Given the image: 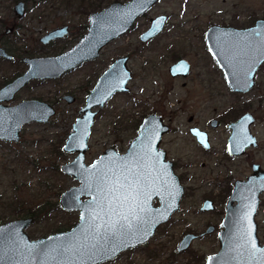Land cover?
Returning a JSON list of instances; mask_svg holds the SVG:
<instances>
[{"label":"rangeland","instance_id":"obj_1","mask_svg":"<svg viewBox=\"0 0 264 264\" xmlns=\"http://www.w3.org/2000/svg\"><path fill=\"white\" fill-rule=\"evenodd\" d=\"M17 1L0 0V36L13 55L11 60L0 59V87L24 72L27 66L21 61L22 57L52 56L67 50L86 33L88 15L114 2L22 0L25 12L22 18H17L13 12ZM158 15L166 16L164 28L153 39L141 43L140 34L148 28L150 19ZM260 17L264 18V0H159L128 32L105 46L97 61L56 79L30 81L7 104L38 99L55 107L56 113L46 123L24 125L17 143L0 141V224L22 218L27 207L43 201L56 202L57 208L50 211L48 219L37 224L32 222L26 228L31 239L57 232L58 225L70 229L78 222V211L66 212L59 204L60 194L79 184L61 171V165L76 156V153L64 152L62 146L72 132L79 108L84 105L85 91L93 87L97 76L109 63L127 55L131 71L128 91L117 94L98 113L84 162L91 164L114 145L125 151L128 142L136 136L138 121L148 112L158 111L170 125L161 148L174 162L176 174L181 176L184 195L179 210L158 226L146 245L102 264H204L206 256L219 249L215 233L197 238L181 253L176 252V246L184 234L202 233L208 224L216 225L214 218L213 223L210 222V214L197 210L205 198L218 194L215 183L222 171L235 165L223 158V127L212 130L207 119H218L228 110L249 107L256 118L253 130L259 146L239 160L242 165L239 170L248 173L252 160L264 165V65L256 74V84L251 91L240 96L233 93L207 52L204 34L212 25L243 28ZM63 25L69 28L65 37L48 44L40 42L48 31ZM6 29H10V33L5 34ZM179 58L190 63V73L185 78H172L168 68ZM64 94L77 96V99L67 104L61 99ZM125 121L130 124L123 130L121 124ZM192 125L200 128L207 125L210 152L203 150L189 134L188 128ZM118 128L123 129L114 130ZM117 132L123 136L114 144ZM256 220L258 237L263 243L264 196Z\"/></svg>","mask_w":264,"mask_h":264},{"label":"water","instance_id":"obj_2","mask_svg":"<svg viewBox=\"0 0 264 264\" xmlns=\"http://www.w3.org/2000/svg\"><path fill=\"white\" fill-rule=\"evenodd\" d=\"M158 1L111 2L105 8L89 14L87 32L67 50L52 56L23 57L21 61L27 66L24 72L0 87V141L17 143L24 125L30 122L46 123L56 113L51 104L38 99H24L8 105L16 93L31 80L56 79L79 64L95 59L105 46L128 32L135 21ZM14 12L22 16V1L14 6ZM165 22V15L151 18L149 27L140 35V41L145 43L157 36ZM68 33V26L57 27L44 34L40 42L48 44ZM204 41L207 52L221 70L229 89L237 93L250 91L255 84L256 72L264 63V19H258L246 28L212 25L206 30ZM0 58L12 59L1 45ZM127 60V57L115 60L99 76L62 146L64 152L76 153V156L72 161L62 164L61 171L72 176L79 184L63 191L59 196V204L66 212L78 211V222L66 231L38 239H31L25 232L33 222L31 217L1 223L0 256L3 259L0 264H39L42 259L46 264H60L66 260L65 255L57 254L61 248L84 241L87 217L91 215L100 223L119 221L121 216L128 215L132 220V228L125 230L115 242V251L98 261L101 264L127 249L146 243L156 228L169 221L179 210L183 187L172 163L165 159L164 150L159 148L162 135L168 131V126L159 116L150 114L142 120L126 153L119 154L107 148L91 164L86 165L84 162L96 114L115 92L128 91L131 71L126 65ZM168 72L172 77H186L190 73V63L181 58L169 67ZM63 99L71 103L73 97L65 95ZM252 122V116L246 113L230 124L232 133L227 143L228 152L239 155L250 145L256 146L255 137L249 131ZM190 131L203 147L208 148L204 132L197 128H191ZM253 170L259 171L258 176L253 175L247 182L236 183L218 232L219 249L206 256L204 264H248L249 245L255 246L257 256L260 250H264V241L261 243L259 240L255 221L259 195L264 191V171L261 172L258 165H254ZM118 180L125 185L139 180L140 195L136 196L135 192L129 194L125 189L114 191L120 188ZM126 195L129 196L128 202L123 200ZM154 198L158 199L157 207L152 205ZM136 204L139 205L135 209L139 221L130 214V208ZM208 204L204 203L203 208ZM211 230L209 228L206 232ZM195 238L193 234L185 235L176 251L187 250ZM49 255L55 256V260L48 261Z\"/></svg>","mask_w":264,"mask_h":264},{"label":"flooded vegetation","instance_id":"obj_3","mask_svg":"<svg viewBox=\"0 0 264 264\" xmlns=\"http://www.w3.org/2000/svg\"><path fill=\"white\" fill-rule=\"evenodd\" d=\"M20 1H22V0H19V1H17L15 4H14V6L18 3V2H20ZM23 2V1H22ZM23 3H25V2H23ZM14 6H13V12H14ZM24 12H25V5H24ZM24 12H23V14H22V16L21 17H19L15 12H14V14L17 16V18H22L23 17V15H24ZM93 12H95V11H93ZM92 13V12H91ZM89 16V15H88ZM258 19H264V18H262V17H260V18H256L254 21H253V23L251 24V25H253L254 23H255V21L256 20H258ZM87 21H88V17H87ZM251 25H249V26H247V27H250ZM63 26H67V25H63ZM149 27V26H148ZM57 28V27H56ZM87 28H88V23H87V25L85 26V29H86V32H87ZM243 28H246V27H243ZM131 29V28H130ZM129 29V30H130ZM68 31H69V28H68ZM145 31V30H144ZM143 31V32H144ZM142 32V33H143ZM7 33H10V29H6V31H5V34H7ZM141 33V34H142ZM140 34V35H141ZM156 37V36H155ZM153 39V38H152ZM151 40V39H150ZM139 41H140V36H139ZM149 41V40H148ZM147 41V42H148ZM141 42V41H140ZM50 43V42H49ZM141 43H143V42H141ZM146 43V42H145ZM144 44V43H143ZM0 45L2 46V47H4V49L6 50V52L7 53H9V50H8V48H6L4 45H3V43H2V37L0 36ZM104 49V48H103ZM102 49V50H103ZM101 50V51H102ZM65 51V50H64ZM101 51H100V53H99V56L98 57H96L95 59H93V60H90V61H86V62H83V63H81V64H79L77 67H75L74 69H72V70H70V71H68V72H72L73 70H76V69H78V68H80L81 66H83V65H87V64H89L88 62H90V63H92V62H94V61H97L98 59H99V57L101 56ZM63 52V51H62ZM61 53V52H60ZM10 54V53H9ZM57 54H59V53H57ZM57 54H54V55H57ZM11 56H12V59H13V55L12 54H10ZM122 57H127L128 58V60H127V62H126V65H127V67H128V61H129V56H127V55H125V56H122ZM122 57H119V58H122ZM23 58V57H22ZM21 58V59H22ZM119 58H116V59H114L111 63H109V66L115 61V60H117V59H119ZM1 60L2 59H4V58H0ZM179 59H181V58H179ZM179 59H177V60H179ZM11 60V59H10ZM177 60H175L173 63H175ZM213 62L215 63V61L213 60ZM87 63V64H86ZM172 63V64H173ZM171 64V65H172ZM216 64V63H215ZM170 65V66H171ZM264 65V63H262V65L259 67V69H258V71L256 72V74L259 72V70H260V68L262 67ZM108 66V67H109ZM169 66V67H170ZM217 66V65H216ZM107 67V68H108ZM107 68H105V70L107 69ZM217 68H218V66H217ZM128 69H129V67H128ZM169 69V68H168ZM219 69V68H218ZM105 70H103L98 76H97V78H96V80H95V82L93 83V85L92 86H94L95 84H96V82H97V80H98V78H99V76L105 71ZM130 70V69H129ZM190 70H191V65H190ZM219 71L221 72V70L219 69ZM169 73V72H168ZM21 74V73H20ZM221 74H222V72H221ZM19 74H17L16 76H18ZM65 75V74H64ZM15 76V77H16ZM63 76V75H62ZM256 76V75H255ZM170 77H172V76H170ZM186 77H188V76H186ZM222 77H223V79H224V81H225V78H224V76H223V74H222ZM172 78H185V77H172ZM32 81V80H31ZM255 84H256V82H255ZM255 84H254V86H255ZM127 85H128V83H127ZM253 86V87H254ZM2 87V86H1ZM93 88V87H92ZM91 88V89H92ZM91 89H89V90H86L85 91V98H86V96H87V94L90 92V90ZM252 90V89H251ZM250 90V91H251ZM249 92V91H248ZM120 93H122V92H115L112 96H111V98L107 101V102H109V101H111L117 94H120ZM233 93H237V92H233ZM247 93V92H246ZM246 93H237L239 96L240 95H242V94H246ZM65 95H69V96H72L73 97V100H72V102L71 103H68V102H66V100H64L63 99V96H65ZM61 99L63 100V101H65L67 104H72L73 102H75L76 101V99H77V96H73V95H71V94H64V95H62V97H61ZM106 102V103H107ZM83 104H85V100H84V102H83ZM55 106V105H54ZM251 107H252V104L250 105ZM83 106H81L80 108H82ZM55 108V107H54ZM80 108H79V110H80ZM105 107H103L102 109H100V111L101 110H103ZM56 109V108H55ZM78 110V111H79ZM94 110H97V108H94ZM99 111V112H100ZM235 111V112H234ZM98 112V113H99ZM98 113L96 114V116H95V118H94V121L96 120V118H97V116H98ZM246 113H249L251 116H252V118H253V122L249 125V131H250V134L253 136V138L255 137V140H256V146H254V144L253 145H250L249 147H247L245 150H244V152L242 153V154H232V153H230V152H228L227 151V143H228V140H229V138H230V136H231V133H232V129L229 127L230 126V124H233L234 122H236L238 119H240L244 114H246ZM78 114V113H77ZM150 114H155V115H157V116H159L160 118H161V120H162V122L165 124V125H167L168 126V131L165 133V134H163L162 135V137H161V141H160V143H159V148L160 149H162V150H164L163 148H161V142H162V139H163V137L166 135V134H168L169 132H170V125L168 124V123H166L165 121H164V118L162 117V115L161 114H159L158 113V111H152V112H148L147 114H145L143 117H142V119L141 120H139L138 121V123H137V125H136V130H137V132H138V128H139V126H140V124H141V122H142V120L146 117V116H148V115H150ZM223 114V116H221L220 118H211V119H207L208 120V125L210 126V128L212 129V130H215V129H218L219 127H223V130L225 131V137H224V140H223V149H224V152H223V158H224V160H226V161H231V162H234L235 163V165H234V168H232V166L230 165L227 169H225V170H223L222 171V173L220 174V176L217 178V183H215V186H216V190L218 191V194L217 195H215L214 197L213 196H209V197H207V198H205L202 202H201V205L198 207V212L199 213H208V214H210L211 215V217H212V219H210L209 218V220H210V222H212V220H213V218L215 219V221H216V225L213 223V224H208V226L206 227V229H205V231L204 232H202V233H197V234H195V233H193V232H188V233H186V234H184V236L185 235H188V234H193V235H195L196 236V238L195 239H193V241L194 240H196L197 238H204V237H206V236H209V235H212V234H214L215 233V237L217 238V241H219L218 240V232H219V230L221 229V223H222V220H223V217H224V214H225V208H226V204H227V201H228V199H229V197H230V195H231V193H232V191H233V189H234V187H235V185H236V183L237 182H241V183H243V182H247L248 181V178L249 177H251V176H258V172L259 171H254L253 170V166L254 165H258V168H259V170L261 171V172H263L264 171V165H262L260 162H258V161H255V160H252L251 161V164L249 165V168H250V171L248 172V173H244L243 174V171H241V170H239V168H241L242 167V165H240V163H239V160L241 159V158H243V157H245V156H247L248 155V153H249V151H251V150H253L254 151V149H257L258 148V146H259V142H258V138H257V136L254 134V130H253V127H254V124H255V122H256V118H255V116L253 115L254 113H253V111L251 110L250 111V109H249V107H244V108H242V109H239V108H235V110L233 109V110H228V111H226V112H223L222 113ZM78 117V116H77ZM189 122H192V118H189ZM121 124V123H120ZM129 124H130V122H128V121H125V122H122V127L124 128H120V129H123V130H125V128H127V127H129ZM93 126V125H92ZM191 128H197L199 131H202V132H204L205 134H206V139H207V143H208V148H205V147H203L202 145H201V143H199L198 141H197V138H196V136H194L192 133H191V131H190V129ZM119 128L118 129H114L115 131H121ZM207 129V125L206 126H204V128L202 127V128H200V127H198V126H196V125H192V126H189V128H188V132H189V134L193 137V139H194V141L203 149V150H205L206 152H210L211 150H212V148H211V144H210V133H209V131H207L206 130ZM119 132H117V133H115V135H114V144H118L119 143V141L121 140V137L123 136H120V135H117ZM136 135H137V133H136ZM136 137V136H135ZM135 137H133L129 142H128V144H127V147H126V149H125V151H120L119 150V148H117L118 146H111V147H109L108 149H113V150H115L117 153H119V154H124V153H126V151L128 150V147H129V145H130V143L132 142V140L135 138ZM164 152H165V155H166V157H165V159L166 160H168V161H170L171 163H172V167H173V170H174V172H175V174H176V171H175V164H174V162L173 161H171V160H169V158H168V156H167V152L164 150ZM236 160H238V163L236 162ZM177 175V174H176ZM178 176V175H177ZM178 178H179V181H180V184H181V176H178ZM211 181H213V180H211ZM211 181H210V184H211ZM182 185V184H181ZM184 195V188H183V194H182V196ZM263 196H264V191L259 195V204H258V209H257V213H256V216H255V221H256V224H257V235H258V227H259V225H258V222H257V220H256V217H257V215H258V211H259V209L262 207V205H263ZM181 200H182V197H181ZM181 200H180V202H181ZM206 202H208L209 204L208 205H206L204 208H203V205H204V203H206ZM234 204H235V202H234ZM152 205L154 206V207H157L158 205H159V202H158V199L157 198H154L153 199V201H152ZM222 207V208H221ZM203 208V209H202ZM76 224V223H75ZM74 224V225H75ZM162 225V224H161ZM160 226V225H159ZM158 228V227H157ZM156 228V229H157ZM209 228H212V230L210 231V232H206L207 231V229H209ZM184 236H182V238L184 237ZM263 237H264V235L262 236V242L264 241V239H263ZM182 238H181V240H182ZM180 240V241H181ZM260 241H261V239H259ZM179 241V242H180ZM192 241V242H193ZM147 242H149V241H147ZM146 242V243H147ZM179 242H178V244H179ZM191 242V243H192ZM146 243H144V244H142V245H140V246H137V247H134V248H130V249H127V250H125V251H123V252H126V251H129V250H136V249H139L140 247H143L144 245H146ZM178 244H177V246H178ZM191 245V244H190ZM177 246H176V249H177ZM186 251V250H185ZM123 252H121V253H123ZM177 252V251H176ZM183 252V251H182ZM121 253H119L118 255H120ZM177 253H181V252H177ZM117 255V256H118ZM116 256V257H117ZM115 257V258H116ZM114 259V258H113ZM113 259H111V260H113ZM110 261V260H109ZM108 262V261H107ZM104 263H106V262H104ZM102 264V263H101Z\"/></svg>","mask_w":264,"mask_h":264},{"label":"snow or ice","instance_id":"obj_4","mask_svg":"<svg viewBox=\"0 0 264 264\" xmlns=\"http://www.w3.org/2000/svg\"><path fill=\"white\" fill-rule=\"evenodd\" d=\"M262 53H264V49H262ZM124 179L127 180L128 177H124ZM117 183L120 185V188L113 189L114 191L118 192L120 189H125L129 194L135 192L136 196L140 195L141 185L139 180H136L134 184L130 183L127 185L121 183L119 180ZM123 200L124 202H128L129 196H124ZM137 207H139L138 204L133 205L130 208V214L133 219L139 221L140 217L135 211ZM85 223L87 224V234L84 241L61 248L57 254L65 255L66 260L60 262V264H98V261L102 260L106 254L115 251L114 244L119 240L123 232L132 228V220L129 219L128 215L121 216L119 221L100 223L97 222V218L90 215L86 218ZM249 248L251 250L249 252L248 264H264V250H260V255L257 256L255 246L249 245ZM41 255L43 256L44 254L41 253ZM55 258V256L51 255L47 257L48 261L55 260ZM2 259L3 257L0 256V260ZM39 264H46V262L42 259L39 261Z\"/></svg>","mask_w":264,"mask_h":264},{"label":"trees","instance_id":"obj_5","mask_svg":"<svg viewBox=\"0 0 264 264\" xmlns=\"http://www.w3.org/2000/svg\"><path fill=\"white\" fill-rule=\"evenodd\" d=\"M114 1H118V0H114ZM7 82H5L4 84H6ZM53 208H57L56 202L52 203L48 201H43V202H40L39 204H36L35 206L27 207L25 211V215H23V217H31L33 219V222L37 224V223L42 222L43 220L48 219L50 217V211ZM67 228L68 227L58 225L56 227V231L57 232L66 231L68 230Z\"/></svg>","mask_w":264,"mask_h":264}]
</instances>
